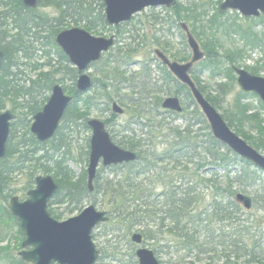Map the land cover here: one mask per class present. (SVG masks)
Returning a JSON list of instances; mask_svg holds the SVG:
<instances>
[{"label":"trees","instance_id":"1","mask_svg":"<svg viewBox=\"0 0 264 264\" xmlns=\"http://www.w3.org/2000/svg\"><path fill=\"white\" fill-rule=\"evenodd\" d=\"M165 10L174 15L175 23L188 24L202 44L206 52L203 69L210 71L211 77L222 74L229 80L227 84H218L213 96L202 85L194 69L192 78L201 93L218 112H223V119L236 135L257 151L264 152V126L257 113L249 114L253 110L250 104L242 105L243 100L257 96L241 91L233 106L223 107L236 80L233 67L238 65L246 49L264 46V34L255 33L253 26L246 29L235 21L230 22L219 10H215L206 25L200 27L197 25L203 23L205 11L201 14L197 9L181 4ZM245 21L254 26L264 24V16L245 18ZM131 22L109 26L104 0H38L36 9L25 8L21 0H0V51L5 55L0 73V113L9 102L13 111L22 107L27 110L25 116L34 117L45 105L43 101H48L46 98L40 102L42 96L65 78L72 83L65 91L73 97L56 135L46 143L38 142L27 129L22 139L17 138L18 125L25 127V118L12 123L7 154L0 160V220L19 224L9 210V204L4 205L3 201L8 202L15 193L20 194L22 200L26 199L38 176L53 174L59 189L49 203V212L56 219L62 212L55 206L66 202L67 210L73 212L100 194L104 199L108 198V214L115 223L124 227L126 233L134 229L140 233L144 244L150 246L160 263L165 256L167 264H264V216L251 217L253 210L264 211V172L213 137L190 89L177 81L166 66L156 60L155 66L162 73L160 85L150 81L154 60L144 64L139 73L127 76L124 68L130 66L133 56L139 52L135 44L137 37L128 28ZM73 27H83L99 36L106 30L113 31L118 45L92 65L91 68L98 69L102 76L95 80L94 89L86 95L77 91L79 72L56 43L59 32ZM231 37L239 38L242 49H225L222 38ZM152 40L163 45L156 36ZM122 41H125L123 47ZM35 45H41L43 51L48 49L45 52L47 62L40 67L49 70L37 71L29 85H22L16 80L18 70H13L19 69L20 60L33 59L29 54ZM162 47L167 50V44ZM52 52L58 63L52 60ZM225 63L231 67L223 70ZM239 67L259 76L264 71V58L254 67ZM123 91L127 94H122ZM162 95L182 97L187 104L184 111L194 106V117L189 122L197 120L201 129L194 131L189 122L183 129L170 126L166 120L180 117V114L162 109ZM20 97L26 104L17 103ZM114 102L126 105V108L132 106L135 114L119 127L118 134L112 130L119 118L111 110ZM259 103L264 110L261 100ZM99 110L111 114L105 123L108 130L111 128L114 142L135 152L138 158L131 164L101 168L91 193L87 173L75 180L64 159L54 160V154H69L62 152L66 147L63 131L67 124L83 120L88 130V116ZM141 119L146 123L139 122ZM202 130L206 131L205 135H201ZM253 132L257 138L251 135ZM161 143L165 144V149L160 152L158 145ZM88 148L87 162L90 145ZM105 170L110 171L112 179L101 177ZM18 174L23 179L19 190L11 187L13 176ZM205 175L210 177L206 179ZM257 186L261 190L254 197L245 194L246 189ZM239 194L252 199L250 211L237 201ZM19 232L24 236L22 230ZM135 264H138L137 260Z\"/></svg>","mask_w":264,"mask_h":264},{"label":"water","instance_id":"2","mask_svg":"<svg viewBox=\"0 0 264 264\" xmlns=\"http://www.w3.org/2000/svg\"><path fill=\"white\" fill-rule=\"evenodd\" d=\"M24 7L36 9L38 0H21ZM177 0H104L105 17L109 26H119L130 22L136 15L152 8L175 7ZM238 12L243 18H260L264 15V0H223L219 5V13ZM187 34L188 46L192 51V59L180 64L171 61L163 52L156 50L157 58L169 68L171 73L191 94L209 123L213 137L228 147L241 159L250 162L264 172V155L246 143L229 128L222 115L210 104L201 93L191 77L194 65L205 58L199 43L190 32L186 23L181 25ZM57 45L68 57L70 64L79 72L76 87L79 93L85 94L94 87L88 75L90 67L99 62L103 54L108 53L115 45V36L109 38L95 37L89 32L72 28L57 35ZM4 53L0 51V71ZM237 75V83L245 93L256 94L264 105V77L253 75L244 68L233 67ZM73 98L66 95L60 85L52 88V94L42 111L38 112L31 125L30 132L40 143L52 140L57 133L67 108ZM162 108L175 113H182L183 106L177 97H167ZM114 114L122 115L124 109L117 103L112 105ZM15 115L11 111L0 114V160L5 158L11 135V123ZM92 132L90 141V158L87 168L88 187L94 190L93 183L100 167L109 168L137 161V154L116 145L106 124L91 119L87 123ZM59 189L52 176H39L36 186L28 193V198L21 201L19 197L10 200L9 209L18 219L25 234L20 258L27 264H96L99 251L93 241V231L99 225L108 222V214L100 211L95 205L87 207L80 215L67 221L54 219L48 211V205ZM237 201L246 210H251L252 199L239 194ZM132 242L142 246L143 237L135 234ZM140 264H160L152 250L140 247L136 253Z\"/></svg>","mask_w":264,"mask_h":264},{"label":"rangeland","instance_id":"3","mask_svg":"<svg viewBox=\"0 0 264 264\" xmlns=\"http://www.w3.org/2000/svg\"><path fill=\"white\" fill-rule=\"evenodd\" d=\"M221 2H219V0H177L176 5L181 4L191 9L195 8L197 9V12L201 14L203 13V11H205L206 16L202 17L203 23L197 25L200 27L202 25H206V23L214 15L215 10H219V5ZM168 10H172V9H168ZM225 15H227L226 16L227 19L228 18L230 19V22L235 21L238 25H242L246 29L249 28L250 26H253V31L255 33H258L260 36L264 34V24H258L254 26L252 23L246 22L245 18H243L238 12L230 11L224 14V16ZM226 18H224L223 20H225ZM174 20H175L174 15L171 13H168L165 10V8H154V10L147 9L144 12H142L140 15H138L134 20H132L131 26H129L128 28L133 31L132 35L137 37V41L135 44H137L136 47L139 52L133 56L130 66L127 68H124V71L126 72L127 76H131L134 73H139L141 71V68L144 66V64L146 63L148 64V62H151L152 60H154L153 61L154 65L152 67V72L150 75V81L152 83L159 82V85H160L162 81L161 80L162 73L157 68V66H155L157 65V62H158L157 56L155 54L156 50H160L171 61H175L180 64L188 63L191 61L193 55H192V51L190 50L188 46L187 34L186 32H184L182 27L181 29L179 28V26H181L182 23H185V22L177 21V23H175ZM187 26L190 32L192 33L191 28L189 27L188 24ZM73 28L83 29V27H73ZM64 30H68V28L63 29L62 31ZM114 34L115 32L106 30L103 36H99L95 34H92V35L95 37L109 38L110 36ZM207 34L208 36H210L209 33ZM192 35L194 36L196 41L199 43L201 50L205 53V58L199 63H197L195 65V68L193 67V69L196 70V74L198 75L199 80L201 81L202 85L206 87V89L209 91L210 94L215 96L216 95L215 91L218 89L217 85L227 84L229 83V80L225 75H222V74L220 76L211 77L210 71H206L203 69L202 65L206 61V52L202 44L198 40V38L194 34ZM155 36L157 37V40L160 41V45L161 44L163 45L159 46L158 44L155 43L154 40H152V38L153 37L155 38ZM144 40L146 43L144 42ZM222 41H223L222 43L225 46V49L227 50L229 49L231 50L234 47L242 49L243 47L238 37L222 38ZM124 43L125 41H122L120 45H122L123 47ZM165 44H167V50H164L162 47ZM117 46L118 45H116L115 48H117ZM41 48H42L41 45H35L34 47H32V51L30 52L29 55H31L33 59L31 61L28 59L20 60L19 69L13 70L14 72H17L18 70L17 72L18 78L16 79L18 83L22 85L23 84L29 85L30 84L29 80L31 78L33 79L36 78L38 74L37 71L40 72V70L44 68H45L43 70L44 72H47L49 70L45 66L40 67V65H43L47 62L45 52L48 51V49H45V51H43V49ZM164 51H166V53ZM51 58L52 60H55L54 63L57 62V58L54 52H52ZM177 58L181 60H177ZM263 58H264V46L262 48H258V49L256 48L254 50H250L248 48L246 49V53L242 56V59L238 60V65L236 64V67H239L240 65L241 67L251 68V67L256 66V63L259 60H262ZM229 66L231 67V65H229L228 63L222 64V69L224 70L225 68H228ZM37 67L39 68V70H36ZM88 75L93 79L94 83L96 79L101 78L102 76L99 74V70L96 68H91L88 71ZM233 76L234 78L236 77L235 78L236 80L233 81L230 94L225 98L226 102H224V105H223L224 108L226 106L229 107V105L233 106L235 104V100L237 96L242 91L240 87L238 86L237 75L234 72H233ZM259 76L264 77V71L261 72ZM71 84L72 83L66 78L63 80V82H58V85H60L64 90H66L65 87L71 86ZM51 94L52 92H48L44 94L40 102H42L46 98L49 99L51 97ZM66 94H68V92H66ZM122 94H127V92L123 91ZM167 97H170V96L168 95L161 96L162 100H164ZM180 99L186 110V107H187L186 102L182 100V97ZM259 100L260 99L258 97L255 98L253 96H250L248 99L243 100L242 105L250 104L253 107V110L249 114L257 113L259 120L261 121V124L264 126V110L261 108ZM17 101H18L17 103H20L23 105L26 104V100L24 99L23 101V98L21 97L20 99H17ZM152 101L153 100H151V102ZM43 103H45V105L47 104V102L45 101H43ZM116 103L124 109V113L122 115H118L119 118L117 119V125L114 128H112V130L118 134V132H120L119 127L122 124L126 123L128 120H130L132 117H134L135 114L133 113L132 106H130L129 108H126V105H121L118 102ZM45 105H42V106L44 107ZM194 109H195L194 106H190L187 108V111H184L182 114H180V117H176V118L171 117L167 119L166 122L168 124H171L170 126H176V127H180L183 129V127L186 124H188L189 120L194 117L193 115L195 111ZM6 111H11L15 115L16 119L13 122L20 121L19 119L23 120L25 118V121H24L26 123L25 127L19 124L17 134H16L18 139H22L24 133L26 132V129L30 131V128L32 125L30 121L32 120L33 122V117L25 116L24 114L26 113L27 110L22 109V107L21 109L19 108V110L13 111L12 105L9 102L7 103L6 108L3 111H1L0 114ZM200 113L202 114L201 110H200ZM219 113L222 115L223 112L219 110ZM110 115H111L110 112L99 110V111L92 112L88 116V120L96 119V120L105 122L110 117ZM83 122H84L83 120H79L77 123H72V124L69 123L67 124V128L63 131L64 138H65L64 140L66 142V147L63 149L62 152L68 151L69 154L67 156H63V154L60 155V154L53 153L55 156L54 160L64 159L65 166H67V168L72 171V173L74 174L75 180H77L84 172L87 173V168H88V163H89V161L87 162L88 157L86 154H87V151L89 150L88 146L90 145V140L92 138V132L90 129L87 130L84 127ZM139 122L146 123V121L142 119ZM189 123L190 125H192L193 127L192 129L194 131L201 129V124L197 120L192 119L191 122ZM110 129L111 128L109 127V130H108L109 132H110ZM200 133L201 135H205L206 131L202 130L200 131ZM110 134L112 136V132H110ZM251 135L254 136V138H257L256 132L251 133ZM164 149H165L164 143H161L158 145V150L160 152ZM259 152L262 155H264L263 151H259ZM41 155L42 154H39V156ZM49 155H52V153H50ZM49 175L53 177V174H49ZM101 177L106 178L107 180H110L112 179L113 176L110 173V171L105 170L103 173H101ZM209 177H210L209 175H205L206 179H208ZM262 178L264 179V174L262 175ZM22 180L23 179L20 174L14 175L11 187L19 190L23 182ZM96 185L97 184L95 180L93 183V188ZM260 190H261L260 186L249 188V189H246L245 194L251 197H254V195H256V193L259 192ZM15 196L20 198V194L18 193H15L12 195V197H15ZM26 199L22 200L20 198L21 201H25ZM9 201L8 202L3 201V204L7 205L9 204ZM92 204L95 205L98 210L109 212L110 207L108 206V198L104 199L100 194H96V196L94 197V200H88L84 202L81 208L73 212H70L69 210H67L68 204L66 202L55 206L54 208H57L59 212H62L61 217H59L57 220L60 222H63L71 218H74L80 215L87 207H89ZM48 210H49V207H48ZM256 216H259V217L264 216V211L253 210L251 217L255 218ZM52 217L56 219L54 216ZM109 217H110L109 222L98 226L94 230V233H93V240L95 242V245L97 246L98 250L101 252V258L98 260L97 264H135V261L136 260L138 261L136 257V251L139 247L135 245L131 239H132V235L136 233V230L134 229L132 230L133 232L126 233V230L124 229V227L118 226L115 223V221L111 218L110 215ZM19 230H21L20 224H17L16 222H10V221L7 222L5 221V219L0 220V250H1L0 251V264H22L21 263L22 260L19 257V253L22 250L21 245L25 237L20 234ZM143 247L151 249L150 246L144 243H143ZM167 260H168L167 257L164 256L163 258H161V263L167 264L166 263ZM24 264H27V263H24ZM197 264H202V263H197Z\"/></svg>","mask_w":264,"mask_h":264},{"label":"flooded vegetation","instance_id":"4","mask_svg":"<svg viewBox=\"0 0 264 264\" xmlns=\"http://www.w3.org/2000/svg\"><path fill=\"white\" fill-rule=\"evenodd\" d=\"M158 62L161 63V64L163 65V63L160 62L159 60H158ZM164 66H165V65H164ZM193 71H194V69H192V71H191V76H193V75H192V72H193ZM99 253H100V257H99V259H100V258H101V252H99ZM155 256H156V255H155ZM156 258H157V257H156ZM99 259H98V260H99ZM158 261H159V260H158ZM160 264H162V263H160Z\"/></svg>","mask_w":264,"mask_h":264},{"label":"bare ground","instance_id":"5","mask_svg":"<svg viewBox=\"0 0 264 264\" xmlns=\"http://www.w3.org/2000/svg\"><path fill=\"white\" fill-rule=\"evenodd\" d=\"M155 50H156V49H155ZM4 58H5V55H4ZM195 65H196V64H195ZM195 65H194V68H195ZM92 80H93V79H92ZM93 89H94V88H92V90H93ZM92 90H91V91H92ZM64 91H65V90H64ZM184 110H185V108L183 109V112H184ZM183 112H182V113H183Z\"/></svg>","mask_w":264,"mask_h":264}]
</instances>
